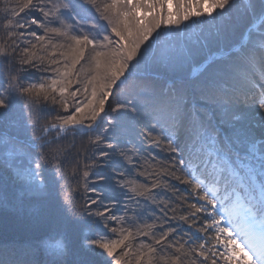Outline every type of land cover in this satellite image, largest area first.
<instances>
[{
  "label": "snow or ice",
  "instance_id": "6c2138e0",
  "mask_svg": "<svg viewBox=\"0 0 264 264\" xmlns=\"http://www.w3.org/2000/svg\"><path fill=\"white\" fill-rule=\"evenodd\" d=\"M0 264H264V0H0Z\"/></svg>",
  "mask_w": 264,
  "mask_h": 264
}]
</instances>
